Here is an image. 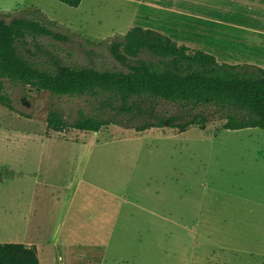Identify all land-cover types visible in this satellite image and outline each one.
<instances>
[{"label":"rangeland","instance_id":"374dc122","mask_svg":"<svg viewBox=\"0 0 264 264\" xmlns=\"http://www.w3.org/2000/svg\"><path fill=\"white\" fill-rule=\"evenodd\" d=\"M133 1L83 0L74 7L59 0H0V18L39 10L52 21L62 37L28 35L21 47L41 66L119 68L109 44L143 25L145 8L138 15ZM194 41L210 45L208 35ZM109 94L57 95L0 78V241L24 239L16 220L29 208L26 194L56 191L66 192V206L62 195L34 207L39 215L61 211L58 220L47 219L50 238L67 211L79 210V221L110 213L118 228L101 232L109 248L74 258L57 245L61 229L51 240L53 261L41 253V264H264L263 129H227L226 119L209 107L206 125L139 131L136 125L158 115L179 123L204 107L145 98L122 112L110 105ZM52 108L69 121L83 112L114 122L97 132L55 131L48 127ZM68 193L74 197L66 199Z\"/></svg>","mask_w":264,"mask_h":264},{"label":"trees","instance_id":"16d2710c","mask_svg":"<svg viewBox=\"0 0 264 264\" xmlns=\"http://www.w3.org/2000/svg\"><path fill=\"white\" fill-rule=\"evenodd\" d=\"M77 7L83 0H59ZM0 18V78L29 84L57 95L84 96L110 93L115 109L129 112L137 99H164L186 106H201L183 122L173 116H156L136 125L143 131L170 124L186 130L192 124L206 125V108L215 107L225 118L227 129L259 127L264 131V68L256 64H232L215 55L181 43L156 29L133 25L113 39L109 49L123 67L101 69L58 62L53 68L37 64L21 49L28 35L62 37L52 21L38 14ZM14 108L10 96L4 98ZM119 102V106L114 103ZM114 121L85 114L69 121L64 112L52 108L48 127L55 131L76 128L100 131ZM0 264H41L37 248L20 241H0ZM82 264H103L88 262Z\"/></svg>","mask_w":264,"mask_h":264},{"label":"crops","instance_id":"0c3cea01","mask_svg":"<svg viewBox=\"0 0 264 264\" xmlns=\"http://www.w3.org/2000/svg\"><path fill=\"white\" fill-rule=\"evenodd\" d=\"M133 2L136 3L138 15L145 8L142 12V26L156 29L181 43L207 51L215 55L219 61L232 64H256L264 68V0H135ZM206 35L210 38V45L194 41L205 38ZM67 187L70 188V185ZM62 195H64L63 204L66 206V192L64 194L56 191L35 192L31 196L25 195L26 199H30L29 208L19 213L16 220L18 227L25 231L24 239L20 242L35 246L40 261L43 253L50 257V262L53 261L52 246L54 245L55 247L61 245L62 251L68 250L71 258L77 257L81 251L89 252L88 255L91 257L95 256L98 249L109 248L105 240L106 233L101 234V232L115 231L118 227L115 226V221L109 222L112 218L108 219L110 213L105 212L79 221L77 217L79 210L67 211L63 223L59 227L58 221L50 238L48 228L50 222L47 219L50 217L55 221L58 220L61 211L51 213L54 216L47 212L40 213L41 216L34 207L38 206L37 202L43 198L51 201L59 199ZM70 196L74 197V194L68 193L66 199ZM72 213L75 217L72 216L69 221L68 214ZM3 218L8 220L5 216ZM10 222L14 223L13 220ZM61 229L65 233L60 239L63 242L56 245V242L51 240ZM59 259L63 260L64 257L60 255Z\"/></svg>","mask_w":264,"mask_h":264}]
</instances>
